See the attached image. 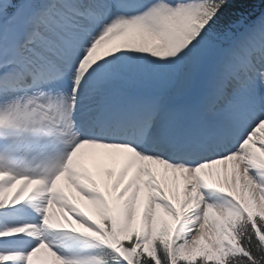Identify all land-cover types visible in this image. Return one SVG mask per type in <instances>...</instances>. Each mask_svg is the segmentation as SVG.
<instances>
[{
	"label": "snow or ice",
	"instance_id": "1",
	"mask_svg": "<svg viewBox=\"0 0 264 264\" xmlns=\"http://www.w3.org/2000/svg\"><path fill=\"white\" fill-rule=\"evenodd\" d=\"M229 3L0 0V264H264V11Z\"/></svg>",
	"mask_w": 264,
	"mask_h": 264
},
{
	"label": "trees",
	"instance_id": "2",
	"mask_svg": "<svg viewBox=\"0 0 264 264\" xmlns=\"http://www.w3.org/2000/svg\"><path fill=\"white\" fill-rule=\"evenodd\" d=\"M264 10V3L261 0H247L246 3H236L230 0V3L224 12L221 13V19L218 21L220 28H225L238 19L240 13L244 15H258Z\"/></svg>",
	"mask_w": 264,
	"mask_h": 264
},
{
	"label": "bare ground",
	"instance_id": "3",
	"mask_svg": "<svg viewBox=\"0 0 264 264\" xmlns=\"http://www.w3.org/2000/svg\"><path fill=\"white\" fill-rule=\"evenodd\" d=\"M86 149V148H85ZM85 149H82L81 150V152H82V154L85 152L84 150ZM88 150V149H87ZM101 151H104V150H101ZM104 153H106L105 151H104ZM107 154V153H106ZM110 156V155H109ZM80 157H82V156H80ZM79 157V158H80ZM111 157V156H110ZM111 161L113 160L112 159V157H111V159H110ZM114 163H115V167L114 168H116L117 166L119 167V161L118 160H115L114 161ZM222 167V166H221ZM153 168H154V171H156V173H157V178H159V179H163V180H165V182H164V185H165V188L167 189L166 191L171 195V194H174V192H175V185H176V183H173V181H172V176H168L169 174H167V175H164L163 174V170L162 169H159V167L158 166H153ZM106 172L105 171H101L100 172V176H98L97 177V179H99V180H102V181H104V184L108 187L109 186V184H110V182H111V179L110 178H108V176L105 174ZM174 185V186H173ZM137 219H139V214L137 215Z\"/></svg>",
	"mask_w": 264,
	"mask_h": 264
},
{
	"label": "rangeland",
	"instance_id": "4",
	"mask_svg": "<svg viewBox=\"0 0 264 264\" xmlns=\"http://www.w3.org/2000/svg\"><path fill=\"white\" fill-rule=\"evenodd\" d=\"M87 149L90 150V148H86L85 150H87ZM85 150H84V151H85ZM96 150H97L98 153L106 154V153H104V151H101V150H99V149H96ZM80 156H82V155H80ZM80 156H79V157H80ZM82 157H83V156H82ZM105 159H106L107 161L111 162V163H114V161H115V159H113V158H112L113 160L111 161V160H110V159H111L110 156H109V157H105ZM102 164H103V166H106L104 163H102ZM102 164H101V163H98L97 166H102ZM113 167H115V163H114ZM116 168H119V167L117 166ZM116 168H115V169H116ZM168 174H169L168 176H173L172 173H168ZM108 178H109V177H108ZM112 178H113V177H112ZM158 179H159V178H158ZM159 180H161L162 185H164L165 180H163V179H159ZM178 184H179V182H177L175 186L173 185V186L176 188L174 193H176L177 190H178ZM164 186H165V185H164ZM106 187H107V186H106ZM64 190H65V192H66V190H70V193H68V194H70V197H71V198H69V199H70V201L75 205L76 202H77V201H75V200H76L77 198H74V199H73V198H72V195H71V193H75V192H74L73 190H71V189H68V188H65ZM165 190H167V189L165 188ZM6 195H7V196H9V195L11 196V195H12V192L7 193ZM71 199H72V200H71ZM174 202H175V201H174ZM88 208H90L89 211H92V207H91L90 204H85V206H83V207L81 208V210L84 211V212L86 213ZM164 219H165L169 224L172 223L170 217H165ZM138 222H139V219H137V224H138Z\"/></svg>",
	"mask_w": 264,
	"mask_h": 264
}]
</instances>
